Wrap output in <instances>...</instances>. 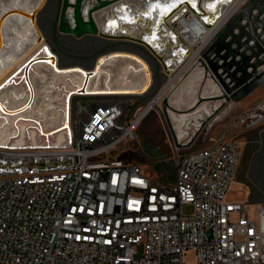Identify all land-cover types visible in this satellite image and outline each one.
Returning <instances> with one entry per match:
<instances>
[{"label":"built area","instance_id":"2783aa9c","mask_svg":"<svg viewBox=\"0 0 264 264\" xmlns=\"http://www.w3.org/2000/svg\"><path fill=\"white\" fill-rule=\"evenodd\" d=\"M184 25L203 27L190 11L171 25L189 55L170 86L209 40L191 45ZM133 105L92 97L69 115L66 144L0 146V264H264V202L226 200L241 143L221 134L193 151L174 147V181L160 184L112 157L150 112L138 120L145 108L133 117Z\"/></svg>","mask_w":264,"mask_h":264},{"label":"bare ground","instance_id":"6f19581e","mask_svg":"<svg viewBox=\"0 0 264 264\" xmlns=\"http://www.w3.org/2000/svg\"><path fill=\"white\" fill-rule=\"evenodd\" d=\"M43 1L0 0V7L1 4L10 5L15 2V6L0 12V146L3 147L7 145L14 148L27 146L60 147L66 144L70 137V99L74 95H79L77 91L81 88H83L81 89L82 95L133 96L143 92L150 83L146 62L140 56L130 52H114L105 59L100 58L99 63L91 69L93 76L88 79L85 85L83 76L75 72L79 71L85 74L84 69L77 66L61 68L56 63L51 67V53L43 41L38 42L37 38L40 31L37 25H35L36 29L33 28L30 21H24L21 16H12L4 21L1 19L3 14L10 11L29 15ZM223 1L171 0L167 3H161L154 0L155 3L142 6L139 0H134L131 3L134 9L133 13L129 14L125 10L118 15L119 18L128 21V25H119L114 20L112 7L108 11L95 14L94 19L101 27L100 29L108 34L118 35L119 31H123L125 36L147 41L157 53L162 55L163 60H167V63L173 68L175 56L179 59H182L183 56L176 52L175 46L169 39L168 32L170 29L167 27V19L169 22H171V19L178 21L186 11L185 3L192 6L197 11L196 14L194 12L192 14L197 17L199 23L203 25V22H205L212 27L206 30L203 25L201 29L197 28L191 31L184 25L182 27L183 34L187 33L184 37H188L187 41L191 45L201 41L204 43L212 37L226 18L246 2V0H237L235 4L229 7L225 15H221L223 10L228 7L222 4ZM11 18H16L23 24L26 22L24 33L18 36L16 44L17 49L23 43L22 47L17 52L11 48L13 50L11 54H14V56L8 55L9 43L3 37L4 26L8 20L11 21ZM164 20L166 21L164 22ZM113 25H117V31L113 29ZM7 27L9 28L10 25H7ZM12 33L10 31L8 35H12ZM30 33H32L31 36H29ZM165 35L167 36L165 37ZM172 53L174 57H171ZM40 58L47 59V63H35L28 70L29 96L22 69L31 59ZM112 58L117 60L109 62ZM200 79L201 76L194 73L188 78L185 85L178 87L176 91L174 89L170 96V104L173 105L183 100L184 95H187L191 100L190 95L195 91L196 83ZM169 87L170 84H166L160 95L143 110L138 120L151 109L159 108L160 96L166 93ZM172 97L175 98L172 99ZM170 116L172 121L178 120L175 128L180 130L184 118L178 119L171 113ZM183 135L184 133L179 138Z\"/></svg>","mask_w":264,"mask_h":264},{"label":"water","instance_id":"95a60500","mask_svg":"<svg viewBox=\"0 0 264 264\" xmlns=\"http://www.w3.org/2000/svg\"><path fill=\"white\" fill-rule=\"evenodd\" d=\"M133 1L134 0H58L55 20L52 27L53 39L55 40L57 35L68 36L77 40L91 37L108 42L126 43L138 46L144 49L156 61L166 79L172 77L176 72L180 73L185 66L183 63L186 62L189 49L186 48L183 41L180 40L173 31L171 25L174 23V19H171V22H169V20L165 18L167 19V27L170 29L168 32L170 38H168L175 46L174 49L176 52L183 57L179 59L175 56L173 68L167 63V60H163L162 55L157 53L147 41L141 38L125 36L123 31H119L118 35H113L112 33L108 34L106 31L101 30V27L96 23L94 15L102 11H108V9L112 7V14L115 16L114 20H116L119 25H128L129 22L119 18L118 15L121 14V11L123 12L125 10L129 14L133 13L134 9L131 5ZM168 1L171 0H156V2L161 3H167ZM139 2L142 6L155 3L154 0H139ZM45 3L46 0L39 3L29 15L10 11L3 14L1 19L4 21L12 16H21L24 21L29 20L32 27L35 28L36 16L44 7ZM185 4L184 7L186 11L197 13L192 6L187 3ZM222 4L228 6L221 14L225 15L229 7L235 4V0H224ZM184 11L183 8V12ZM202 20L201 18V21ZM165 21L166 20H164V22ZM203 25L206 30L212 27L205 22H203ZM113 29L117 31V25H113ZM166 36L167 35H165V37ZM37 39L38 42L43 41L41 34ZM114 52L116 53L118 51ZM114 52L103 54L100 58L105 59ZM50 53V66L53 67L55 63L57 64V52L51 48ZM173 55L172 53L171 57H174ZM99 59L96 61L95 65L99 63ZM35 63H47V59H31L22 69L25 86L28 89L29 96L30 88L27 83L28 70ZM146 64L148 66L147 72L149 73L150 83L143 92L133 96L143 95L153 85V71L150 69L147 62ZM192 71L198 76H201L202 79L201 88L198 90L193 105L183 110L176 109L170 104L169 96H165L161 101V109H158L161 121L165 122L170 142L177 149H184L190 146L195 137L200 134L207 124L211 122L225 106L231 103H239L264 84V0H247L240 9L238 8L226 18L208 40L206 46L197 54L195 61L188 68L186 74H184L178 82L187 77ZM75 72L83 76L84 85L87 83L88 79L93 76L91 70L85 71V74L79 71ZM165 86L166 85H164V87ZM176 86L177 84L173 86V90L176 89ZM164 87L162 89H164ZM203 88L211 89L214 95L208 97L203 96ZM81 89L77 91L79 94L78 96H87L82 95ZM162 89L156 94V97L160 95ZM190 96L192 97V95ZM215 102H219V106L212 109L210 114H208L203 105ZM170 113L178 114V119L181 117L184 118L181 128L187 126L194 129V135L187 144L179 146V134L175 131ZM262 120L263 119L256 120L253 124L259 123Z\"/></svg>","mask_w":264,"mask_h":264},{"label":"rangeland","instance_id":"374dc122","mask_svg":"<svg viewBox=\"0 0 264 264\" xmlns=\"http://www.w3.org/2000/svg\"><path fill=\"white\" fill-rule=\"evenodd\" d=\"M23 1L24 0H22V2ZM25 3L27 4L28 2L26 1ZM12 6H15V2H12L10 5L1 4L0 12L3 10H8ZM55 14L56 3H51L41 9V11H39L36 16V25L44 39L43 42L49 51L51 49L50 43H52L51 35ZM6 23L3 30V37L5 41L9 43L7 48L8 55L14 56V54H11V52H13V50L17 52V50L22 47L23 43L18 49L16 44L18 36L24 33L26 22L23 24L16 18H11V21L8 20ZM7 25H10V27L8 28ZM10 31L13 32L12 35H8ZM31 35L32 33H30L29 36ZM57 36L62 38L64 37L62 35ZM64 38L66 40V37ZM67 38V42H62L65 48H62V51L57 53L56 56L57 64L61 68L77 66L84 69L85 71H90L94 67L96 61L102 57L103 54L114 51L130 52L140 56L149 64L150 69L153 71V78L155 69L154 67L159 68L156 61L144 49L138 46L126 43L108 42L91 37H85L79 40L72 37ZM11 48H13V50H11ZM116 60V58L115 60L112 58L109 60V62ZM166 81L167 79L165 82ZM165 82L160 87V90L164 87ZM176 90L177 89H175V91ZM157 91L159 92L156 86L154 87V85H152L151 88L143 95L105 96H108L109 98L130 100L134 104L132 111L133 117H135L139 111L146 108L147 105L150 104V102L158 93ZM173 91L172 85L169 87L166 93L162 95L158 104L159 110L161 109L162 99L165 96H169L170 98ZM195 94L196 91L191 93V100H189L187 95H184L183 102L180 105L172 106L176 109H186L191 104V102H193ZM96 96L99 95H74L71 97L69 115L71 114L73 116L74 110L78 104H84L86 101L90 100V98ZM174 98L175 97H172V99ZM158 109H151L150 112L140 121L136 128L137 139L135 141L125 142L121 147L113 152L112 157L121 159L127 163L136 164L140 166L144 175L148 179L160 184L169 185L174 181V168L172 162L174 151L169 145V133L167 131L165 122L161 121ZM245 114H251V117L245 122L244 125L238 124L235 128L230 127L232 122ZM173 115L178 117V114ZM259 116H264V103H261L258 106H250L247 110H242L241 112L230 115V117L221 125V127L214 129L209 133L202 132L196 139L195 149L208 146L211 142L210 139L214 140L221 134H225L227 138L235 139L241 143L240 162L235 180L232 182L230 190L227 193V201L247 202L245 201V192H248V203L254 201L264 202V131H261L264 129V121L253 124L256 120H258ZM177 121L178 120L172 121L174 127L176 126L175 124ZM188 128L189 127L187 126L184 127V129ZM163 129L166 131V134L163 132ZM186 135L187 134L185 133L184 136ZM185 141H189V139ZM186 151L189 152L190 150ZM191 211V207H185L183 209L184 214H190ZM190 259L193 258L190 257Z\"/></svg>","mask_w":264,"mask_h":264},{"label":"crops","instance_id":"0c3cea01","mask_svg":"<svg viewBox=\"0 0 264 264\" xmlns=\"http://www.w3.org/2000/svg\"><path fill=\"white\" fill-rule=\"evenodd\" d=\"M242 24H244V23H242ZM154 68H155V70H154V84L153 85H154V87L156 86L157 90L160 91V87L163 85L166 78L164 77L163 73L161 72V70L159 68H157V67H154ZM187 71H188V69H186L183 72V74L184 73L186 74ZM194 73L195 72L192 71L191 73H189V75L187 77L183 78L180 82H178L176 89L180 86L185 85L188 78L191 77ZM201 82H202V79H200L196 83V94H195L193 102L196 100V95L198 93V90H200V88H201ZM202 91H203V96H205V97L214 95V92L211 89L203 88ZM182 102H183V100L176 102L173 105L177 106V105H180ZM193 102H191V104L187 108L191 107L193 105ZM261 103H264V84L260 88H258L256 91H254L252 94H250L248 97H246L245 99L240 101L239 103H231V104L225 106L217 114V116L211 122H209L207 124V126L200 133H202V132L209 133V132L213 131L214 129L221 127V125L230 117V115L241 112L242 110H247L250 106H253V105L258 106ZM219 104H220L219 102H215V103H207V104H204L203 106H204L205 111L208 112V114H210L211 110L218 107ZM261 119H263L262 121H264V117H261ZM261 119H259V120H261ZM175 131H177L176 133L179 134V136L182 133L188 134L186 136L183 135L181 138H179V136H178L179 146L187 144L189 141H185V140H187V139L190 140L192 138V136L194 135V129L192 127H189L188 129L181 128L180 130H177L175 128ZM261 131H264V129ZM163 132L166 134V131L164 129H163ZM197 137H195V139L193 140V142L190 146H188L187 148H184V149H180V150H182L183 153L187 152L186 150H190V151L195 150V142H196ZM210 140H213V139H210ZM169 145H170L171 149H173L175 147V146H173V144L171 142H169ZM245 197L247 198V200L245 198V201L248 202V197H249L248 192L247 193L245 192ZM256 203H260V202H258V201L251 202V204H256Z\"/></svg>","mask_w":264,"mask_h":264},{"label":"flooded vegetation","instance_id":"af4514ba","mask_svg":"<svg viewBox=\"0 0 264 264\" xmlns=\"http://www.w3.org/2000/svg\"><path fill=\"white\" fill-rule=\"evenodd\" d=\"M57 1L58 0H46V3H45V5H44V7L46 6V5H49V4H51V3H56V10H57ZM43 7V8H44ZM42 8V9H43ZM54 20H55V17H54ZM54 23V22H53ZM64 37H66V40H65V38ZM63 38L62 37H59V36H56V39L54 40L53 39V36L51 35V38H52V43H50V45H51V48L52 49H54L57 53H60L61 51H62V48L64 49L65 48V46L63 45V43H65V42H67V37L68 36H64ZM43 41H44V39H43ZM63 42V43H62ZM73 97V96H72ZM69 109H70V103H69ZM261 117H264V116H259L258 117V120L259 119H261Z\"/></svg>","mask_w":264,"mask_h":264},{"label":"trees","instance_id":"16d2710c","mask_svg":"<svg viewBox=\"0 0 264 264\" xmlns=\"http://www.w3.org/2000/svg\"><path fill=\"white\" fill-rule=\"evenodd\" d=\"M155 70V69H154Z\"/></svg>","mask_w":264,"mask_h":264}]
</instances>
